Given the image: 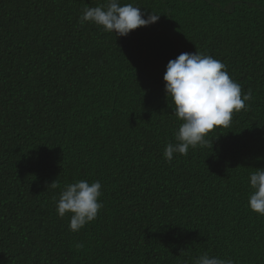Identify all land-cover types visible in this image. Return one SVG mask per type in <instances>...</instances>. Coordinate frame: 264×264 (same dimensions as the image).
<instances>
[{"label": "trees", "instance_id": "trees-1", "mask_svg": "<svg viewBox=\"0 0 264 264\" xmlns=\"http://www.w3.org/2000/svg\"><path fill=\"white\" fill-rule=\"evenodd\" d=\"M102 2L0 0V264H186L205 251L264 264V216L247 207L248 173L264 168V0H121L159 15L127 36L78 23ZM195 51L253 99L211 148L166 162L181 122L163 74ZM77 180L100 181L103 207L72 232L54 197Z\"/></svg>", "mask_w": 264, "mask_h": 264}, {"label": "clouds", "instance_id": "clouds-1", "mask_svg": "<svg viewBox=\"0 0 264 264\" xmlns=\"http://www.w3.org/2000/svg\"><path fill=\"white\" fill-rule=\"evenodd\" d=\"M154 13V12H153ZM148 13L146 18L141 7L133 3L121 4V0H104L94 7H85L78 23H91L101 31L114 36H127L131 30L149 26L158 21L159 15ZM164 92L171 100L172 113L180 121L174 131L175 142L166 144L163 157L171 162L174 154L186 156L189 148L212 147L209 133L217 128H229L234 113L247 110L253 99L252 90L242 93L241 85L232 79L227 66L218 59L202 52H184L166 64L163 74ZM52 188L58 183L52 182ZM250 189L247 207L264 216V168H255L247 176ZM102 185L99 180L89 183L77 180L64 185L58 198L54 197L59 218L69 215L68 228L79 232L94 221L103 203L99 200ZM80 250L83 243H75ZM186 264H235L230 258L210 255L205 251L191 258Z\"/></svg>", "mask_w": 264, "mask_h": 264}]
</instances>
